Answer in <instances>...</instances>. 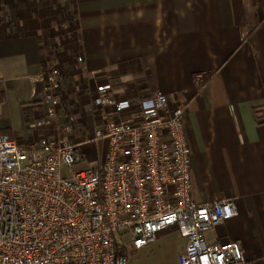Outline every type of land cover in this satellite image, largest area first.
Masks as SVG:
<instances>
[{
	"label": "crops",
	"instance_id": "obj_1",
	"mask_svg": "<svg viewBox=\"0 0 264 264\" xmlns=\"http://www.w3.org/2000/svg\"><path fill=\"white\" fill-rule=\"evenodd\" d=\"M51 69L62 83L52 120L73 121L75 144L98 126V85L185 104L194 199L239 211L205 240L238 241L247 264H264V0H0L1 134L22 145L57 134L37 82ZM81 150L79 165L97 161L94 145ZM168 232L179 263L186 240Z\"/></svg>",
	"mask_w": 264,
	"mask_h": 264
},
{
	"label": "built area",
	"instance_id": "obj_2",
	"mask_svg": "<svg viewBox=\"0 0 264 264\" xmlns=\"http://www.w3.org/2000/svg\"><path fill=\"white\" fill-rule=\"evenodd\" d=\"M59 76L51 69L37 79L54 137L22 145L0 133V264H128L120 250H142L170 229L186 240L179 264H247L240 242L205 240L239 211L233 199H194L186 105L162 93L118 100L111 84L98 85V126L75 144L73 121L52 120ZM99 143L95 165L71 172L81 148Z\"/></svg>",
	"mask_w": 264,
	"mask_h": 264
},
{
	"label": "rangeland",
	"instance_id": "obj_3",
	"mask_svg": "<svg viewBox=\"0 0 264 264\" xmlns=\"http://www.w3.org/2000/svg\"><path fill=\"white\" fill-rule=\"evenodd\" d=\"M101 144H95L96 152H99L103 147ZM92 162L89 167L95 165ZM87 164L76 165L71 169V172H77L83 168H89ZM180 238L175 232L162 234L158 240L140 251H128L125 255L128 259V264H179L177 260V251L180 246Z\"/></svg>",
	"mask_w": 264,
	"mask_h": 264
},
{
	"label": "trees",
	"instance_id": "obj_4",
	"mask_svg": "<svg viewBox=\"0 0 264 264\" xmlns=\"http://www.w3.org/2000/svg\"><path fill=\"white\" fill-rule=\"evenodd\" d=\"M164 233V232H163ZM162 234V233H161ZM160 235V234H159ZM120 254H125L123 250H120Z\"/></svg>",
	"mask_w": 264,
	"mask_h": 264
}]
</instances>
